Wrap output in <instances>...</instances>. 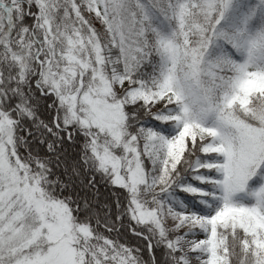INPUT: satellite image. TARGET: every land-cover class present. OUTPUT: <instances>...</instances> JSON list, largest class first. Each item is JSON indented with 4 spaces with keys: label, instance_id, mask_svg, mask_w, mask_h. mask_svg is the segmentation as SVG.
<instances>
[{
    "label": "snow or ice",
    "instance_id": "6c2138e0",
    "mask_svg": "<svg viewBox=\"0 0 264 264\" xmlns=\"http://www.w3.org/2000/svg\"><path fill=\"white\" fill-rule=\"evenodd\" d=\"M0 264H264V0H0Z\"/></svg>",
    "mask_w": 264,
    "mask_h": 264
}]
</instances>
